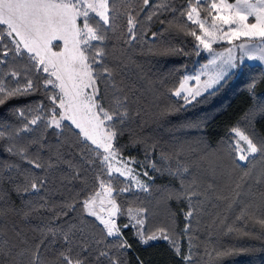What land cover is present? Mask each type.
Listing matches in <instances>:
<instances>
[{
    "label": "trees",
    "instance_id": "1",
    "mask_svg": "<svg viewBox=\"0 0 264 264\" xmlns=\"http://www.w3.org/2000/svg\"><path fill=\"white\" fill-rule=\"evenodd\" d=\"M213 1L148 0L145 5L144 0H109L111 28L105 31L103 44L93 43L105 52L118 95L110 87L113 80H99L98 101L106 110L124 102L122 131L113 145L118 154L139 163L150 175L147 191L118 174L111 177L119 209V238L107 237L103 225L81 211L79 201L98 192L99 180L108 178L100 175L102 157L88 151L74 126L65 122L62 130H53L38 122L18 139L9 135L23 127L17 113L26 111L31 119V110L40 102L49 104L52 89L46 92L38 87L28 94L4 97L0 104L4 130L0 138V264H30L37 245L41 264H60V252L67 254L63 235L69 225L75 233L73 258L79 253L76 245L86 238L83 247L90 249L85 257H90V264H186L188 256L191 264H264V156L239 161L234 147L238 138L231 133L238 128L264 138V119L256 120L253 114L257 104H264V66L244 62L217 89L189 98L190 102L175 95L185 79L209 61L196 39L202 30L188 19V12L195 7L201 19L212 21ZM129 18L135 26L134 39L129 36ZM250 40L254 41L241 38L236 43ZM13 72L19 76L11 77ZM43 75L32 69L26 57L10 54L0 62V83L10 87L23 88L24 77H41L42 84ZM12 143L27 147L28 160L41 167L10 155L7 148ZM9 165L16 166L10 174ZM30 183H37L40 190L33 192ZM68 205L76 210L69 211ZM62 211L68 215L62 216ZM189 212L190 220L186 219ZM138 217L142 225H137ZM160 228H165L175 246L163 239L142 242L145 234L155 232L159 237ZM121 241L129 247H121ZM101 251L109 257L100 256Z\"/></svg>",
    "mask_w": 264,
    "mask_h": 264
},
{
    "label": "snow or ice",
    "instance_id": "2",
    "mask_svg": "<svg viewBox=\"0 0 264 264\" xmlns=\"http://www.w3.org/2000/svg\"><path fill=\"white\" fill-rule=\"evenodd\" d=\"M145 5L148 0H144ZM213 9L217 8V4L211 5ZM231 9H237L236 14L232 16H222L220 19L224 24L237 25L236 28H231V35L239 38L241 35L246 37L259 36L264 38V0H237V4L225 5ZM196 9L192 8L188 12V19L192 20V13ZM90 13H94L98 20H94ZM249 16L255 17V23H246ZM80 20L81 24L77 21ZM129 28V36L134 39L132 29L135 27L131 18L127 21ZM198 23L201 30L204 29V24L200 21ZM82 25V26H81ZM0 62L7 58L10 54L17 57H26L31 63L32 69L37 73L44 74L36 80L24 77V87L8 86L0 83V104L4 103V97H14L17 95H24L33 92L38 87H43L47 92L52 89L50 95L47 96L48 105L40 102L35 108L31 110L32 118L28 119L26 111L18 112L17 115L23 120V127L19 128L14 133L9 131L10 136L20 138V133H28L33 130L34 125L43 123L45 128L53 130H62L65 127V122L74 126L78 130L76 135L82 137V143L88 151H95L98 157H102L99 161L101 165V176L106 175L108 179H100L99 187L103 189L105 184L109 185L107 191H113L111 187V177L113 170L109 161L118 155L113 141L120 134L122 129L120 124L124 122L126 112L120 109L124 107V102H120L117 107L105 109L99 100V86L98 81L109 79L113 80L110 85L113 94L116 93V86L114 83L115 77L109 67L106 66L104 59L105 52L101 50L97 44H103L106 39L105 31L111 28L109 0H0ZM196 35L195 33H192ZM205 36H209L205 32ZM196 39L200 44L211 53V43L200 36L196 35ZM53 41H62V47L59 51H53ZM242 53H246L243 45L240 46ZM229 57L222 61V67L215 77L205 82L204 87L211 88L214 83L219 82L223 78L226 68H234L233 58ZM251 58V57H249ZM215 62V59L212 63ZM19 74L13 72L11 77H18ZM195 79L199 81V76ZM16 83H19L17 79ZM255 81L251 82L249 87L254 90ZM183 89L184 85H180ZM201 94L200 88L195 91H189L184 99L190 102ZM175 95L180 96L181 92L177 91ZM254 118L256 120L264 119V104H257L253 110ZM231 133L238 138L239 141L246 143V149H241L238 145H234L240 153L237 157L239 161H246L249 155L259 154L264 156V138L256 137L252 134H245L238 128H233ZM62 132H57L61 135ZM0 138H4L3 126H0ZM90 142V145L89 143ZM38 143V141H33ZM91 146H95L94 148ZM103 149V152L99 150ZM10 155L19 156L23 160H28V148H18L14 143L7 148ZM247 153V154H245ZM33 163L34 167L39 168L41 165L38 162L28 160ZM95 163V162H93ZM106 166V167H105ZM15 165H9L7 172L10 174ZM167 170L170 174L171 169ZM186 171V170H185ZM115 172L124 175L119 168ZM146 174V173H145ZM76 178H80L76 174ZM9 179L11 176L9 175ZM45 181H40V187H43ZM30 188L33 192H38L40 188L37 183H30ZM142 190L147 191L146 186L141 185ZM17 192H21V188L17 187ZM129 189H116V191H128ZM23 191L26 193L27 188ZM102 195L101 192H95L88 195L83 201H79L82 205L81 211L86 212L88 216L94 217L99 221L106 230L107 237H117L121 235L117 228L114 216L119 209L115 205L114 199L110 201V209L108 210V218L105 219L100 212L105 211L103 201H101L100 212H97L93 206L96 198ZM2 199V198H0ZM69 211H75V205H68ZM62 216H67V211H62ZM192 213L187 214L186 219L190 220ZM59 219V218H57ZM137 225H142L143 220L139 217L136 220ZM264 223V221H262ZM129 225H125L128 227ZM55 225L50 227V231L55 232ZM73 225L68 226V232L63 235V248L67 250L60 252V264H90L89 256L90 249L83 247V243H87V239L82 237V243L76 245L79 253L73 258L74 249L71 246L72 236L75 233L72 231ZM139 231V229H138ZM160 236H156L155 232L152 234H145L146 239L143 243L156 239H163L171 241L175 246V240L170 237L165 228L158 229ZM189 229L186 228L185 232ZM61 232H64L61 229ZM82 232V229H81ZM71 233V235L69 234ZM47 247V245H44ZM121 247L127 248L128 245L121 241ZM100 256L109 257L107 251H101ZM186 264H191V257H184ZM30 264H41L40 259V245H37L33 251ZM111 264H120L119 261H111Z\"/></svg>",
    "mask_w": 264,
    "mask_h": 264
},
{
    "label": "rangeland",
    "instance_id": "3",
    "mask_svg": "<svg viewBox=\"0 0 264 264\" xmlns=\"http://www.w3.org/2000/svg\"><path fill=\"white\" fill-rule=\"evenodd\" d=\"M252 2H255V0H252ZM213 3L217 4V8L214 9L215 14H214V18L212 21L207 22V21H204L203 19H201L199 17V14L197 13V9L195 7H193V8H195L196 11L192 13V20H191L193 22L198 20L204 24V29L202 30L201 38L205 39L211 43V53L204 48L205 51L207 52V54L209 55V61L207 63L203 64L197 72V76H199V81L197 82V84H198V87L200 88V90L201 89L203 90L201 92H204L205 90L210 91V90L217 89L221 85V83L230 74H232L233 72H237L241 68V66L244 62L249 61L251 63H255L254 58L252 56H250L249 54L247 55L246 53H242V51L238 48V45L240 44V43L239 44L236 43V41L238 39H241V38L254 39L255 42H259L260 44L264 45V38H260L259 36L246 37V36L241 35L239 38L232 36L230 29L236 28L237 25L224 24L223 21L220 19V17H222V16H232V15L236 14L237 9L235 7L229 9V8L225 7V5L227 4V5H234L235 6L237 4V1L236 2H229L228 0H216V1H213ZM90 14H94V13H90ZM255 22L256 21H255L254 16H249L248 20L246 21V23H255ZM77 23L81 24V21L78 20ZM205 32H208L209 36L206 37ZM250 41H252V40H250ZM223 43H231V46L223 47V48H219V49L215 47L216 45H220ZM52 44H53V51H59L62 47V41H53ZM57 47H59V48H57ZM229 49H231L230 55L233 58V63L235 64V67L234 68H226L224 75H223V78L220 79L219 82L214 83L211 88L206 89L204 87L205 82L209 81L210 78L215 77L216 73L218 71H220V67L223 66L222 61L229 57ZM261 54L264 56L263 53H261ZM249 57H251V58H249ZM214 59H215V62L212 63V61ZM255 60L258 61L257 57L255 58ZM258 62H261L262 65L264 66V60H261ZM236 145H238L241 149H246V147H247L245 142L239 141V140H237ZM101 150H103V149H101ZM238 154H240V153L238 152ZM245 154H247V153H245ZM250 156H253V155H249V157ZM242 162H245V161H242ZM109 163L111 164V168L113 170V173L120 175L119 173L115 172V169L119 168L120 172L124 173V175H120V176L130 180L135 185V187L141 188V185L147 186L149 179H150V175H149L148 171L146 170V168L143 167L142 165H140L139 163L135 162L134 160L125 158V157L121 156L120 154L113 157L109 161ZM108 187H109V185H105V187L103 189H100L98 191V192H101L102 195L100 197L96 198V202L93 205L95 207L96 211L100 212L101 201H103V207H104L105 211L100 212V214L105 219L108 218V210L110 209V201L114 199L113 198L114 190L111 193H109L107 191ZM115 205L117 207L116 202H115ZM117 214L114 216L116 225H117ZM117 228H118V226H117Z\"/></svg>",
    "mask_w": 264,
    "mask_h": 264
},
{
    "label": "crops",
    "instance_id": "4",
    "mask_svg": "<svg viewBox=\"0 0 264 264\" xmlns=\"http://www.w3.org/2000/svg\"><path fill=\"white\" fill-rule=\"evenodd\" d=\"M241 45H243L245 47V49H248L246 54L247 55L249 54L250 56H252L254 58L255 63H252V64L262 65V63L258 62V61L264 60V56L261 54V53L264 54V45L263 44H260L259 42H255V41H245V42H242L238 45L239 49H240ZM256 57H257L258 61L255 60ZM246 62H249V61H246ZM196 76H197V73L187 77V79L183 83V85H184L183 89H181V87L178 89V91L181 92V95L186 96L189 91H195L196 88H199L198 84H197L198 81L195 79ZM201 91H203V90L201 89ZM206 92H208V91L205 90L204 92H201L200 95H202Z\"/></svg>",
    "mask_w": 264,
    "mask_h": 264
}]
</instances>
